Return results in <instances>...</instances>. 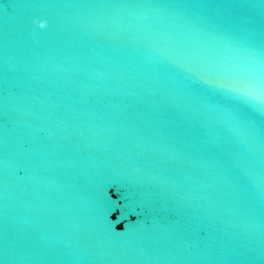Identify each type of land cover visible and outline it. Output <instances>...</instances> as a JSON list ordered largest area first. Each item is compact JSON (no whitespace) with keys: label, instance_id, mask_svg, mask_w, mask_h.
Wrapping results in <instances>:
<instances>
[{"label":"water","instance_id":"95a60500","mask_svg":"<svg viewBox=\"0 0 264 264\" xmlns=\"http://www.w3.org/2000/svg\"><path fill=\"white\" fill-rule=\"evenodd\" d=\"M0 264H264V0H0Z\"/></svg>","mask_w":264,"mask_h":264},{"label":"clouds","instance_id":"9594fccd","mask_svg":"<svg viewBox=\"0 0 264 264\" xmlns=\"http://www.w3.org/2000/svg\"><path fill=\"white\" fill-rule=\"evenodd\" d=\"M35 23H37L41 28H44L46 26V21L43 19L36 20Z\"/></svg>","mask_w":264,"mask_h":264},{"label":"snow or ice","instance_id":"6c2138e0","mask_svg":"<svg viewBox=\"0 0 264 264\" xmlns=\"http://www.w3.org/2000/svg\"><path fill=\"white\" fill-rule=\"evenodd\" d=\"M39 20V19H38Z\"/></svg>","mask_w":264,"mask_h":264}]
</instances>
